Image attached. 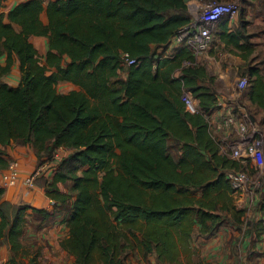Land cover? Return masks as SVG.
I'll list each match as a JSON object with an SVG mask.
<instances>
[{
    "label": "trees",
    "instance_id": "16d2710c",
    "mask_svg": "<svg viewBox=\"0 0 264 264\" xmlns=\"http://www.w3.org/2000/svg\"><path fill=\"white\" fill-rule=\"evenodd\" d=\"M189 22L185 0H25L0 12V76L15 58L20 72L15 86L0 81V169L10 161L1 146L31 145L37 165L60 147L69 150L45 191L61 207L74 197L60 241L73 264H126L134 249L178 263L195 233L246 221L227 172L248 165L221 151L205 116L217 106L213 77L191 66L185 47L171 57L153 51ZM32 35L48 40L43 60ZM123 52L137 63L125 66ZM246 75L249 99L264 108L259 70ZM58 81L77 88L59 93ZM184 91L200 112L185 111ZM56 182H70L71 194ZM3 193L0 187V244L11 252L4 264L20 256L39 264L20 237L29 208L49 213L3 200ZM257 210L264 216V195ZM252 227L264 233V217Z\"/></svg>",
    "mask_w": 264,
    "mask_h": 264
},
{
    "label": "crops",
    "instance_id": "0c3cea01",
    "mask_svg": "<svg viewBox=\"0 0 264 264\" xmlns=\"http://www.w3.org/2000/svg\"><path fill=\"white\" fill-rule=\"evenodd\" d=\"M21 1L25 0H0V12H7ZM48 1L44 0V3ZM209 1L211 0H185L190 21L195 19L201 6ZM220 1L236 2L238 12L232 18H223L219 21L213 41L206 50L190 51L194 55L191 66H202L208 76L213 77L211 87L216 95L217 106L205 116L210 134L220 142L222 151L223 140L227 136H233L235 139L237 137L236 123L227 124L226 121L231 115H234L235 120L240 118L245 120L250 129H254L264 138V108L251 102L248 97L252 78L244 89L237 86L239 78H249L246 72L250 67L259 70L264 83V0ZM41 20L46 22L44 13ZM30 41L43 60L48 49L47 38L32 35ZM179 48L169 42L156 49L155 57H171ZM4 62L5 56L0 57V64L3 65ZM18 65V59L15 58L11 70L1 75L0 81L12 86L17 85L20 81ZM179 74L178 69L173 76L177 77ZM1 148L5 150L7 159L15 161L20 170L17 183L13 186H4L2 181L4 169H0V187L4 188L2 199L14 204L45 209L49 213L43 217L40 213L33 212L31 208L27 210L26 224L20 237L23 246L32 252H38L39 264H73V255L60 247V241L68 236L66 222L74 197L70 195L68 204L61 207L59 202L51 203V198L45 191V186L53 180L58 162L69 150L60 147L54 159L44 160L41 163L43 176L36 179L33 187H27L23 184V177L38 164L32 146L10 144ZM248 162L250 168L261 170L264 167V151L260 160L255 157ZM69 185L70 182L55 183L60 192L71 194ZM240 190L236 194V205L247 209L246 221L243 224L237 225L227 221L215 234L195 233L190 240L188 252L181 255L178 263L160 262L157 261L155 254L146 256L136 249L134 253L138 252V256L127 255L126 264H264V233L258 237L252 227V223L264 217L257 210V203L264 195V186L258 191H253L245 184ZM10 257L9 245L6 242L1 243L0 264H4Z\"/></svg>",
    "mask_w": 264,
    "mask_h": 264
},
{
    "label": "built area",
    "instance_id": "2783aa9c",
    "mask_svg": "<svg viewBox=\"0 0 264 264\" xmlns=\"http://www.w3.org/2000/svg\"><path fill=\"white\" fill-rule=\"evenodd\" d=\"M237 12L238 5L236 2L211 0L201 6L193 21L178 29L171 38L170 43L176 47H185L192 52L204 51L211 45L219 21L223 18H232ZM121 60L125 66H132L137 63V60L126 52L121 53ZM237 86L244 89L247 86V79L245 77L239 78ZM182 101L184 109L188 113L200 112L197 100L189 92L182 94ZM226 121L227 124L235 122L237 131V137L231 146L229 156L236 160L244 158L251 160L255 157L260 160L263 157L264 138L259 136L254 129H250L246 121L241 118L235 120L234 115H231ZM55 157L56 154L53 155L52 159ZM43 174V166L41 164L36 165L30 173L23 177V184L27 187H33L36 179L43 176ZM19 177L18 164L15 161H9L2 174L4 186L15 185ZM227 177L236 191H239L248 179L246 172L243 170L228 171ZM51 203H53V200H51Z\"/></svg>",
    "mask_w": 264,
    "mask_h": 264
},
{
    "label": "rangeland",
    "instance_id": "374dc122",
    "mask_svg": "<svg viewBox=\"0 0 264 264\" xmlns=\"http://www.w3.org/2000/svg\"><path fill=\"white\" fill-rule=\"evenodd\" d=\"M223 2H233V1H223ZM153 51L155 52V54H157L155 48H153ZM76 88L77 87L74 84H72L71 82H68V81H58L56 84V89L59 93H67L70 90L76 89ZM234 139L235 138L233 136H227L223 140L224 143H223L222 151H223V153H226L228 156L230 154L231 146L233 145L232 140H234ZM173 151L175 152V149ZM263 151H264V149H263ZM247 161H250V159L249 158L239 159V162L241 164L248 165L247 168L241 169V170L245 171L247 174L248 179L246 181V185H249L253 191H258V190H260L261 187L264 186V178H263L264 167L261 170L250 168V166L248 164L249 162H247ZM239 191H241V190H239ZM134 250H136V249H134ZM134 250L131 251L133 253L129 252L128 255L129 256L131 255L133 257L138 256L139 253L137 252V254H135ZM23 263L28 264V258L26 256L18 257L17 262L15 264H23Z\"/></svg>",
    "mask_w": 264,
    "mask_h": 264
}]
</instances>
